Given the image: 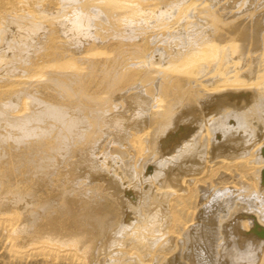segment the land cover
I'll list each match as a JSON object with an SVG mask.
<instances>
[{
  "label": "bare ground",
  "instance_id": "1",
  "mask_svg": "<svg viewBox=\"0 0 264 264\" xmlns=\"http://www.w3.org/2000/svg\"><path fill=\"white\" fill-rule=\"evenodd\" d=\"M4 1L10 256L264 264V0Z\"/></svg>",
  "mask_w": 264,
  "mask_h": 264
},
{
  "label": "rangeland",
  "instance_id": "2",
  "mask_svg": "<svg viewBox=\"0 0 264 264\" xmlns=\"http://www.w3.org/2000/svg\"><path fill=\"white\" fill-rule=\"evenodd\" d=\"M17 4L16 7L18 8H22V7H19V3L22 2V0H7V2L10 3V7L8 6V10L11 9V6L12 8H14L15 6L11 5L13 4L12 2H14ZM18 1V2H16ZM21 1V2H20ZM38 1V0H37ZM43 1V0H42ZM46 1V0H45ZM6 2V0L4 1ZM29 2V1H28ZM14 4V5H16ZM31 4V2H30ZM24 6V5H23ZM24 9H27L26 7ZM3 10H1V7H0V13L2 12ZM226 180V179H225ZM227 181L230 182L231 180L229 178H227ZM194 201V202H193ZM192 201V207L195 206V203H196V199H194ZM7 241H5L4 238H1L0 237V264H73L69 259L67 258H59L58 260L56 261H51V260H44L42 257L40 256H35V257H25L23 259H16L12 256H10L9 252H8V248H7Z\"/></svg>",
  "mask_w": 264,
  "mask_h": 264
}]
</instances>
